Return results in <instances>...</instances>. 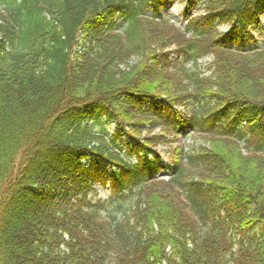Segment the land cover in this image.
I'll return each mask as SVG.
<instances>
[{
    "label": "trees",
    "instance_id": "obj_1",
    "mask_svg": "<svg viewBox=\"0 0 264 264\" xmlns=\"http://www.w3.org/2000/svg\"><path fill=\"white\" fill-rule=\"evenodd\" d=\"M168 1L0 0V264H264V0L207 1L190 38ZM160 125L214 138L166 165L136 138Z\"/></svg>",
    "mask_w": 264,
    "mask_h": 264
},
{
    "label": "rangeland",
    "instance_id": "obj_2",
    "mask_svg": "<svg viewBox=\"0 0 264 264\" xmlns=\"http://www.w3.org/2000/svg\"><path fill=\"white\" fill-rule=\"evenodd\" d=\"M202 6L203 5H201L199 9L195 10L197 15H201L203 13ZM165 11L168 13L165 12L164 15L166 17H168L170 21L177 22L181 17V14L183 11V6L180 5L178 1H175L173 4H169L168 7L165 9ZM117 24L119 27H121V22L120 23L118 22ZM251 30L252 31L248 36L247 46L248 47H251L252 45L264 46V17H262L260 19L259 25L256 28H252ZM199 63H200L199 68L202 72V70L206 68L207 64L210 63V59H204L203 61H201ZM184 67H185V69H190V70L192 69V66L190 64H187ZM171 73H172V71H169V74H171ZM180 78L181 77H178V78L176 77V79H178V81L180 80ZM167 137H168V139H171L170 136H167ZM209 140H211V138H208L207 136H202V135H198V134H189L188 137H186L185 139H179L178 143L176 145H174V147L179 146V147L187 150L189 148H197L201 144H203ZM157 148H158L161 156L163 158H165L167 156V153L169 152L171 146L167 145V144H162L161 146H158ZM94 189L96 190L98 199L99 198L105 199L109 195L108 194V188L106 189V188H102L99 185H96L94 187Z\"/></svg>",
    "mask_w": 264,
    "mask_h": 264
}]
</instances>
